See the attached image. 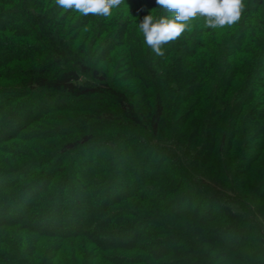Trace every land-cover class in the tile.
Masks as SVG:
<instances>
[{"label": "trees", "instance_id": "1", "mask_svg": "<svg viewBox=\"0 0 264 264\" xmlns=\"http://www.w3.org/2000/svg\"><path fill=\"white\" fill-rule=\"evenodd\" d=\"M148 14L171 17L156 0L108 16L0 0L11 121L32 98L62 110L37 131L53 141L0 151V181L27 161L15 185L58 191L43 220L0 209V264H264V0L223 28L197 14L163 56L139 31Z\"/></svg>", "mask_w": 264, "mask_h": 264}, {"label": "rangeland", "instance_id": "2", "mask_svg": "<svg viewBox=\"0 0 264 264\" xmlns=\"http://www.w3.org/2000/svg\"><path fill=\"white\" fill-rule=\"evenodd\" d=\"M0 29L3 31V27L0 26ZM5 74L0 68V89L3 90V92L6 94L13 93V96L7 99H0V151L1 152H8L9 154L17 153L19 156L24 153L25 150V143H29L28 145H31L34 141L38 142L36 138L41 136L40 126L44 124H50L51 120L47 119L48 115H53L54 113L60 114L62 110L60 109H51L45 110L44 107H46L47 104H49V99L46 101V103L41 104V99L39 98H32V107L33 109L30 110L28 113V117H21L17 120L19 121V125H14L13 119L14 117H10L9 112L7 111L8 108L15 106L17 102H19L22 99L21 92V86L13 81L6 80V77H3ZM3 93V95H4ZM190 108V105H186L185 109L187 110ZM41 111V113L38 115V111ZM16 112V111H15ZM51 118V117H50ZM58 125H60V128H64L65 122H59ZM3 129L8 131L10 134L4 133ZM16 134L19 138L18 140H12L9 135ZM43 135V134H42ZM42 137V136H41ZM41 143H46L53 141L55 138H46L44 140H41ZM67 136H58L56 139H63ZM17 142V143H16ZM32 142V143H31ZM16 143V144H15ZM7 155V157H8ZM6 159V158H5ZM12 159V157L7 158L6 165H9V161ZM27 161L21 162L22 164H19L17 166L12 167L11 170L8 169L9 172H7V177L5 179L0 181L1 185H9L7 191L5 194L0 195V209H4L6 214H11L14 216V218L18 221V223L27 224L30 222L31 217L38 216L40 220H43L47 218L46 216H42V212L44 211L43 208L48 200L50 198H53L57 195V190L55 189L54 183L51 185L44 184V180L41 177V175H36L32 177L31 180H28L24 182L23 184H19V186L15 185V181L17 180V177H22L24 172L20 176L19 175L23 170H21L22 166H25V163ZM28 171V169H27ZM68 174L71 175V171H67ZM73 181V180H72ZM65 207V204H64ZM65 213V212H63Z\"/></svg>", "mask_w": 264, "mask_h": 264}, {"label": "clouds", "instance_id": "3", "mask_svg": "<svg viewBox=\"0 0 264 264\" xmlns=\"http://www.w3.org/2000/svg\"><path fill=\"white\" fill-rule=\"evenodd\" d=\"M120 3L122 0H55L56 6L64 10L103 16L110 15L111 8ZM156 5L171 13V17L145 15L139 23V31L145 44L156 55L163 56L162 46L190 30L187 22L197 14L204 18L206 28L231 26L241 18L244 0H156Z\"/></svg>", "mask_w": 264, "mask_h": 264}]
</instances>
